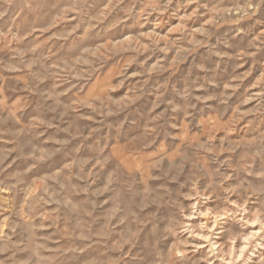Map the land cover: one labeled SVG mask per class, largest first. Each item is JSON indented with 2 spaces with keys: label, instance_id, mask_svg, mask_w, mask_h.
I'll use <instances>...</instances> for the list:
<instances>
[{
  "label": "clouds",
  "instance_id": "9594fccd",
  "mask_svg": "<svg viewBox=\"0 0 264 264\" xmlns=\"http://www.w3.org/2000/svg\"><path fill=\"white\" fill-rule=\"evenodd\" d=\"M0 264H264V0H0Z\"/></svg>",
  "mask_w": 264,
  "mask_h": 264
}]
</instances>
